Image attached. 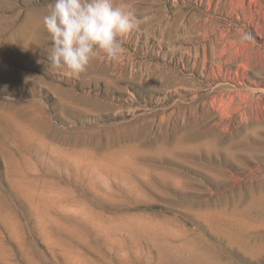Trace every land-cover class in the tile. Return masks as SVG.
<instances>
[{
	"label": "rangeland",
	"instance_id": "obj_1",
	"mask_svg": "<svg viewBox=\"0 0 264 264\" xmlns=\"http://www.w3.org/2000/svg\"><path fill=\"white\" fill-rule=\"evenodd\" d=\"M53 2L0 0V264H264V0H123L78 78Z\"/></svg>",
	"mask_w": 264,
	"mask_h": 264
},
{
	"label": "clouds",
	"instance_id": "obj_2",
	"mask_svg": "<svg viewBox=\"0 0 264 264\" xmlns=\"http://www.w3.org/2000/svg\"><path fill=\"white\" fill-rule=\"evenodd\" d=\"M141 22L133 6L123 0L118 4L115 0H54L43 16L51 45L48 69L78 78L100 54L118 61L125 38ZM250 39L247 32L240 35L242 44Z\"/></svg>",
	"mask_w": 264,
	"mask_h": 264
},
{
	"label": "bare ground",
	"instance_id": "obj_3",
	"mask_svg": "<svg viewBox=\"0 0 264 264\" xmlns=\"http://www.w3.org/2000/svg\"><path fill=\"white\" fill-rule=\"evenodd\" d=\"M35 11H31V12H29L28 14H29V18L31 19L32 18V16L34 17L35 16V13H34ZM37 14H38V12H37ZM256 119V118H255Z\"/></svg>",
	"mask_w": 264,
	"mask_h": 264
}]
</instances>
